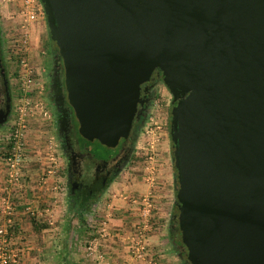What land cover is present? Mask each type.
Instances as JSON below:
<instances>
[{
  "label": "water",
  "instance_id": "water-1",
  "mask_svg": "<svg viewBox=\"0 0 264 264\" xmlns=\"http://www.w3.org/2000/svg\"><path fill=\"white\" fill-rule=\"evenodd\" d=\"M41 2L63 72L51 91L90 154L120 150L158 69L186 260L264 264V0Z\"/></svg>",
  "mask_w": 264,
  "mask_h": 264
},
{
  "label": "rangeland",
  "instance_id": "rangeland-1",
  "mask_svg": "<svg viewBox=\"0 0 264 264\" xmlns=\"http://www.w3.org/2000/svg\"><path fill=\"white\" fill-rule=\"evenodd\" d=\"M22 18L21 0H0V39L5 63L14 86L12 113L9 119L0 125V157L3 160L12 151L13 144L6 137L15 125L20 114L18 107H21L25 111L23 123L26 129L23 159L29 150L27 157L38 159L41 162L46 159L45 156L48 157V154L52 153V158L57 160L55 162L58 163L57 167H59V170L53 173L58 176V182H55V185L59 186L53 190L59 194L53 193L48 196L45 194L46 191H52L50 188L52 183L50 184V181L47 180L48 173L46 168H43L46 163L43 167L38 166L36 169L30 167L31 172L29 173L35 174L34 177L38 175L36 179L40 181L38 187L42 193L36 198V207L30 206L27 209L29 221L34 223L31 230V233L34 232L32 235L34 246L27 248V244L25 247L19 244L23 238L21 236L23 233L15 229L17 225L11 226L12 229L10 230H8L9 227L0 225V264H16L24 251H28L30 255L38 254L41 259L46 257L44 264H52V251H56L55 246L57 245L58 249L62 242L65 246L69 240L68 237L62 235L63 229L61 227H68V231L76 228L79 230L78 234H80L77 240L80 241L81 246L75 241L76 245L73 248L77 253H81L85 249L90 254H95V252L104 254L99 246L100 241H98L94 253L87 249V245L94 238L99 240L102 234L100 228L105 227L107 230L108 219L113 218V213L123 208H126V213L118 212L115 216L119 215L120 217L121 215L126 226H130L131 234H133L130 243L134 237H138L139 231L144 233L146 242L148 234L151 231L156 232L163 241L165 253L168 252L170 256L175 257L179 264H186L181 254L184 252L180 246L173 215L174 193L173 202H167L169 203L167 205L164 196V189L166 188H162V182L157 181L156 177L152 182L154 187H149L150 183L148 182L150 170L158 168L157 163H160V159L167 160L169 170L174 173L170 139L171 92L162 80L155 84L149 111L130 160L120 173L111 180L93 205L80 212L74 210L67 199L65 157L59 147L55 132V118L53 114L51 115L48 102L52 61L44 47V40L47 39L46 31L44 30L43 34L39 33L35 39L31 38L38 20L22 27ZM44 22L46 23L45 20ZM20 58H25L27 66L21 65ZM22 79H30L24 84V90L22 89ZM45 124L52 125L48 127L49 132L40 127ZM25 170V167L22 166V175L19 181L25 177L23 174ZM29 191L31 190L29 189ZM145 199L151 205L147 219L141 215ZM17 200L19 202L20 199ZM8 202L10 205L8 210L11 211V214L7 215L11 218V222L8 223L12 224V216L14 215L12 213L18 202L15 199H9ZM30 204L32 203L29 202L26 205ZM13 235H20L21 239L15 240ZM13 258L15 261L11 260Z\"/></svg>",
  "mask_w": 264,
  "mask_h": 264
},
{
  "label": "crops",
  "instance_id": "crops-1",
  "mask_svg": "<svg viewBox=\"0 0 264 264\" xmlns=\"http://www.w3.org/2000/svg\"><path fill=\"white\" fill-rule=\"evenodd\" d=\"M45 19H38L36 22V27L34 31L31 34V38L35 39V36H37L39 33L46 31L47 39L44 40V47L47 49L48 54L51 57V64H54V59L56 56V46L53 42L50 41L48 30L46 29V23L44 22ZM46 27V28H45ZM36 31V33H35ZM35 33V34H34ZM49 42V43H48ZM48 43V44H47ZM43 44V43H42ZM46 45V46H45ZM52 124V123H51ZM45 124L41 125V128H44L47 132H49L48 127H51L52 125ZM29 150V149H28ZM30 151V150H29ZM28 151V153H29ZM25 155L22 166L25 167V173L24 178L19 181L18 183H9L7 180V173H6V166L2 158L0 157V225L2 227H11L14 224L17 225L15 229H18L20 233L22 232L23 238L21 239L20 235H16L13 237L15 240L21 239L19 244H22V246H26L27 248L33 247V234L34 232L32 230V224L28 219V208L30 206L36 207L37 200L36 198L42 195L40 188L38 187V181L36 178L38 175L35 176V174H30L31 168H37L38 166L43 167L44 163L45 166L43 168H46V172L48 173V181L52 185H50V188H52V191H46V196L51 194H59L58 192L54 191L53 189L56 188L55 182H58V176H56V171L59 170V167H57L58 163L57 160H54L52 158V153L48 154V157L41 162L38 159H30L27 157V154ZM30 155V154H29ZM52 160L54 164L52 165ZM56 161V162H55ZM158 168H153L150 170V177L151 180L148 181L149 187H154V184L152 183L156 177L160 183L162 182V188L164 189V196L166 198V204L168 205L170 202L172 203V199L175 196V175L174 173L169 170V165L167 160L164 161V159H160V163H157ZM43 172V170H42ZM59 175V174H58ZM29 176V177H26ZM46 180V179H45ZM46 180V181H47ZM149 180V179H148ZM156 182V180H155ZM48 183V184H49ZM52 186V187H51ZM48 188V187H47ZM29 189L31 191H29ZM172 192V194H171ZM174 193V196H173ZM24 198H26L24 200ZM9 199H15L17 202V199H20L17 206H15L12 216L13 221L12 224L7 222V215L11 214V211L8 210L9 208ZM30 199V201H28ZM29 202L32 204L26 205ZM120 212L121 214L126 213V208L119 209V211L113 213L114 217L108 219L107 222V230H105L104 233H102L99 237L100 243L99 246L103 250V258L99 261L96 260L95 254H90L83 249L81 253H77L76 250H73L74 246L76 245L75 241L78 242V245L81 246L80 241L77 240L79 237V230L76 229H69L68 227H61L63 229L64 237H68L69 240H67V245L65 244V247L61 243V247L57 249V245L55 246L56 251H52V264H179L178 260L170 256L168 252L165 253L163 248V241L158 237V234L156 232L151 231L150 234H148L147 242L145 243V254L143 259H137L131 249L129 247L131 246L130 241L133 238V234H131L132 230L129 227L126 226L123 217H119V215L115 216V214ZM113 216V215H112ZM9 224V225H8ZM34 227V226H33ZM65 228V229H64ZM151 228V227H150ZM12 229V228H11ZM6 230V229H5ZM18 231V232H19ZM24 231V232H23ZM88 234V233H87ZM107 234V235H106ZM70 237V238H69ZM72 237V238H71ZM73 241V243H72ZM60 244V243H59ZM53 246V245H52ZM25 249V248H24ZM105 256V257H104ZM46 258V257H45ZM45 258L41 259V256L38 254H32L30 255L29 252L24 251L22 253V256L19 258L18 262L16 264H44ZM49 262V261H46Z\"/></svg>",
  "mask_w": 264,
  "mask_h": 264
},
{
  "label": "flooded vegetation",
  "instance_id": "flooded-vegetation-1",
  "mask_svg": "<svg viewBox=\"0 0 264 264\" xmlns=\"http://www.w3.org/2000/svg\"><path fill=\"white\" fill-rule=\"evenodd\" d=\"M7 68L0 39V111L6 113L5 120L0 125L9 119L13 108L14 86ZM51 69L48 102L51 115L53 114L55 118V132L59 147L65 157L67 199L72 208L80 207L86 210L98 200L111 180L130 160L149 111L153 87L161 80V74L158 69H155L150 74V81L143 83V86H147V91L143 93L146 102L139 105L138 117L134 119L131 131L120 150L103 163L88 151L83 138L74 127L71 111L65 109L66 103L60 105L53 96L52 78L55 74H59L62 80L63 72L58 64L56 66L53 64Z\"/></svg>",
  "mask_w": 264,
  "mask_h": 264
},
{
  "label": "built area",
  "instance_id": "built-area-1",
  "mask_svg": "<svg viewBox=\"0 0 264 264\" xmlns=\"http://www.w3.org/2000/svg\"><path fill=\"white\" fill-rule=\"evenodd\" d=\"M21 13L23 15L22 18V27H25L28 23L35 22L38 19H45V13L44 8L42 5L41 0H21ZM20 63L23 66H27V63L25 61V58H20ZM26 81H30V79H22V85L23 90L25 87ZM27 86V85H26ZM20 110V114L15 121L14 127H12L11 132L9 135H7L6 139L10 141L12 145V151L8 153L4 158L6 170H7V180L9 183H16L19 181V178L22 175V161H23V149H24V133H25V124L23 116L25 115V111L18 107ZM149 181L151 180V177L148 176ZM150 203L147 199H145L144 206L141 210V215L147 219L150 212ZM10 209V207L8 208ZM7 222H11V218H7ZM100 230L102 233L106 230L105 227H101ZM146 238L144 237V233L140 232L138 233V237H134L131 246L129 247L131 251L133 252L134 256L137 259H143L144 257V251L146 246ZM98 244V240L94 238L91 240L88 245L87 249L90 250L92 253L96 251ZM96 260L99 261L102 260L103 254L100 252H95ZM12 261H15V259H11Z\"/></svg>",
  "mask_w": 264,
  "mask_h": 264
},
{
  "label": "trees",
  "instance_id": "trees-1",
  "mask_svg": "<svg viewBox=\"0 0 264 264\" xmlns=\"http://www.w3.org/2000/svg\"><path fill=\"white\" fill-rule=\"evenodd\" d=\"M50 41H51V39H50ZM52 42V41H51ZM74 210H77V211H82L83 209L82 208H75ZM33 222V221H32ZM33 224V223H32ZM11 229V227L10 228H8V230H10ZM182 254V256H183V259H184V261L186 262V264H189V262L186 260V258H185V254L184 253H181Z\"/></svg>",
  "mask_w": 264,
  "mask_h": 264
}]
</instances>
